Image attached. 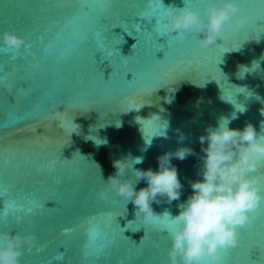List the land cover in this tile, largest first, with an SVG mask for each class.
I'll return each mask as SVG.
<instances>
[{
	"label": "water",
	"instance_id": "water-1",
	"mask_svg": "<svg viewBox=\"0 0 264 264\" xmlns=\"http://www.w3.org/2000/svg\"><path fill=\"white\" fill-rule=\"evenodd\" d=\"M65 2L0 0V74L11 71L6 61L17 57L13 95L0 86V215L9 184L20 190L25 210H35L18 231H9L38 237L37 248L24 246L21 264H170L171 234H153L164 226L163 213L178 215L191 182L202 179L198 157L173 158L182 195L172 204L154 203L161 216L147 223L115 191L108 200L98 194L116 171L113 160L131 154L143 157L135 169L158 170L157 158L169 150L190 146L201 153L199 137L222 117L233 129L251 122L264 135V0H236L247 23L229 30L217 48L203 47L195 31L171 39L165 24L174 15L158 26L157 40L140 31L132 22L136 0H71L80 9L71 22L65 18L71 13L61 11ZM160 2L173 14L187 6L206 19L207 3L227 0H153ZM6 31L25 39L19 54L5 52ZM91 32L105 36L89 46L84 41ZM253 61L259 69L237 79L238 66ZM166 83L178 88L171 103L163 99ZM29 92L31 106L24 109ZM125 179L137 190L147 186L135 184L131 172ZM256 216L253 225L238 228V246L217 264H264V201ZM67 228L77 231L65 234ZM89 228L98 234L86 240Z\"/></svg>",
	"mask_w": 264,
	"mask_h": 264
},
{
	"label": "clouds",
	"instance_id": "clouds-1",
	"mask_svg": "<svg viewBox=\"0 0 264 264\" xmlns=\"http://www.w3.org/2000/svg\"><path fill=\"white\" fill-rule=\"evenodd\" d=\"M242 12L236 0H227L223 6L207 3L204 9L206 19L198 11L185 6L178 9V14H173L174 18L168 21L166 28L170 36L195 31L201 35L199 43L203 47L217 48L221 39L228 38L229 30L235 28L238 31L247 23L248 17L237 15ZM3 40L7 49L17 54L25 44V39L13 32H4ZM259 67V61H253L251 67L239 65L236 78L245 79ZM15 76V68L0 74V86L12 92ZM165 86L168 95L163 99L171 103L178 88L175 83L171 86L166 83ZM256 99L261 98L256 96ZM240 111L246 109L242 107ZM260 114L264 116V107ZM230 123V119L222 117L217 126L205 130V134L199 137L203 154L190 146L163 153L157 158L158 170L135 169L136 164L143 163V157L133 158L131 154L113 160L116 171L108 177L106 187L98 194L100 200H108L109 194L115 191L135 206L136 219L142 218L147 223L161 216L155 213L154 203L172 204L182 195L184 185L178 168L172 163L173 158L183 161L189 156L198 157V176L202 179L191 182L192 193L180 205L178 215L173 216L168 211L162 215L173 226L170 231L172 245L168 251L170 264H205L206 261L217 264L230 248L238 246V228L253 225L257 220L256 212L264 201V175L260 174L264 164V135L259 134L251 122L243 129H233L229 127ZM129 172L134 175L135 184L144 181L147 186L137 190L131 180L125 179ZM6 222L7 216L0 215V223ZM25 245L37 248V235L8 233L4 246L0 247V264H21ZM89 246L88 242L84 244V247Z\"/></svg>",
	"mask_w": 264,
	"mask_h": 264
},
{
	"label": "snow or ice",
	"instance_id": "snow-or-ice-1",
	"mask_svg": "<svg viewBox=\"0 0 264 264\" xmlns=\"http://www.w3.org/2000/svg\"><path fill=\"white\" fill-rule=\"evenodd\" d=\"M135 7L137 9V12L135 16L132 18V22L137 26V28L140 31L151 33L152 36L157 40L160 36L159 32L157 31V28L159 25L164 24L165 21L168 19V17H171L173 15L174 9L165 7V5L160 2L159 4H153V0H136ZM69 11L71 13L70 16L65 17L68 19L69 22H71L73 19L76 18L77 14L80 12V9L73 6L71 3V0H66V2L61 6V11ZM138 18V19H137ZM153 18H155V23L153 24ZM138 20H142V22H137ZM147 25H152L151 30L149 31L147 28ZM167 23L165 24L166 27ZM104 33L99 32H91L87 37L85 38V43L89 46H95L100 41L101 38H104ZM171 39L175 40L176 37H172L168 35ZM181 41H183V36L180 37ZM29 47H32L31 45ZM8 49H5V52H7ZM47 51V49H45ZM36 53L34 52L33 55ZM17 60L16 56H11L6 61L7 63L12 64V69L15 68L17 72L16 64L14 63ZM11 69V70H12ZM6 93L9 95H13L12 92H9L6 88ZM8 95V96H9ZM31 97V93H27L25 96V103L23 104L24 109L30 107L31 105L28 103L29 98ZM8 98V97H7ZM3 116V113H0V117ZM9 118V117H8ZM150 142V141H148ZM97 144L103 143L102 140ZM19 189L17 186L14 185H7L4 190V199L2 202V207L4 209V215L7 216V222L6 223H0V235H3L4 238L9 233L10 230H19V225L29 216V214L35 215V210L31 207H27L25 210V205L21 203L20 199H18L19 196ZM164 219V226L163 228L157 230L153 235L156 238H160L163 236H166L170 233L172 229V224L169 223V221L163 217ZM68 231L64 233L65 234H74L76 233V228H67ZM98 234L97 229L95 228H89L84 232V237L86 240L90 238L93 234ZM84 249H87L88 247L82 246ZM32 248H29L31 250Z\"/></svg>",
	"mask_w": 264,
	"mask_h": 264
}]
</instances>
